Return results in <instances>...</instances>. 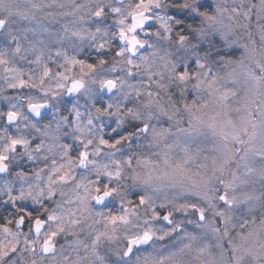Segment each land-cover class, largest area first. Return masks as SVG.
<instances>
[{"label":"snow or ice","instance_id":"1","mask_svg":"<svg viewBox=\"0 0 264 264\" xmlns=\"http://www.w3.org/2000/svg\"><path fill=\"white\" fill-rule=\"evenodd\" d=\"M0 264H264V0H0Z\"/></svg>","mask_w":264,"mask_h":264}]
</instances>
